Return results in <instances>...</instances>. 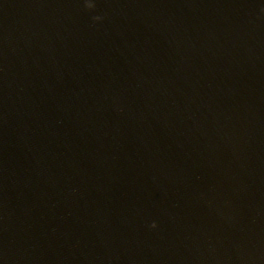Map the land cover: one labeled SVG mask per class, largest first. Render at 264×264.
I'll return each mask as SVG.
<instances>
[{
  "label": "water",
  "instance_id": "water-1",
  "mask_svg": "<svg viewBox=\"0 0 264 264\" xmlns=\"http://www.w3.org/2000/svg\"><path fill=\"white\" fill-rule=\"evenodd\" d=\"M0 0V264H264V0Z\"/></svg>",
  "mask_w": 264,
  "mask_h": 264
},
{
  "label": "clouds",
  "instance_id": "clouds-1",
  "mask_svg": "<svg viewBox=\"0 0 264 264\" xmlns=\"http://www.w3.org/2000/svg\"><path fill=\"white\" fill-rule=\"evenodd\" d=\"M86 4H87L88 7H92L93 6L91 0H86Z\"/></svg>",
  "mask_w": 264,
  "mask_h": 264
}]
</instances>
